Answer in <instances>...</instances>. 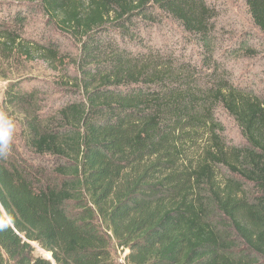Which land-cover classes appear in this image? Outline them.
<instances>
[{"label": "trees", "instance_id": "obj_1", "mask_svg": "<svg viewBox=\"0 0 264 264\" xmlns=\"http://www.w3.org/2000/svg\"><path fill=\"white\" fill-rule=\"evenodd\" d=\"M243 4L264 33V0ZM37 10L75 53L26 33ZM216 16L206 0H0L16 122L0 264H117L112 247L123 264H264V100L218 67ZM36 61L56 72L53 105Z\"/></svg>", "mask_w": 264, "mask_h": 264}, {"label": "rangeland", "instance_id": "obj_2", "mask_svg": "<svg viewBox=\"0 0 264 264\" xmlns=\"http://www.w3.org/2000/svg\"><path fill=\"white\" fill-rule=\"evenodd\" d=\"M217 13L215 57L220 70H225L228 77L239 89L252 92L264 100V33L256 30L248 17L243 0H206ZM44 30V37H53L61 49L75 53L76 45L62 35L53 25H48L41 11L37 10L27 24L26 33ZM36 78L33 83L43 86L47 91L48 102L52 105L57 96L53 91L56 72L45 64L36 61L32 65ZM7 80L0 79V104ZM28 85V84H26ZM216 118L221 122L224 141L228 145L242 143L240 131L234 121L221 109L216 111ZM203 143V141H200ZM36 247V254L50 258V255ZM122 251L112 247V254L117 264H123Z\"/></svg>", "mask_w": 264, "mask_h": 264}, {"label": "clouds", "instance_id": "obj_3", "mask_svg": "<svg viewBox=\"0 0 264 264\" xmlns=\"http://www.w3.org/2000/svg\"><path fill=\"white\" fill-rule=\"evenodd\" d=\"M15 131L16 122L6 113L0 112V158L9 154Z\"/></svg>", "mask_w": 264, "mask_h": 264}, {"label": "water", "instance_id": "obj_4", "mask_svg": "<svg viewBox=\"0 0 264 264\" xmlns=\"http://www.w3.org/2000/svg\"><path fill=\"white\" fill-rule=\"evenodd\" d=\"M49 255H50V257H51V254L50 253H48Z\"/></svg>", "mask_w": 264, "mask_h": 264}, {"label": "built area", "instance_id": "obj_5", "mask_svg": "<svg viewBox=\"0 0 264 264\" xmlns=\"http://www.w3.org/2000/svg\"><path fill=\"white\" fill-rule=\"evenodd\" d=\"M125 252H123V254H124Z\"/></svg>", "mask_w": 264, "mask_h": 264}]
</instances>
